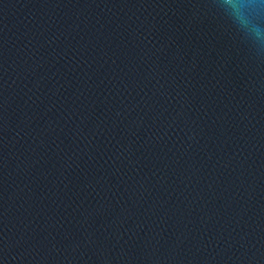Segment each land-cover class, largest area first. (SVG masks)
<instances>
[{
    "label": "water",
    "instance_id": "water-1",
    "mask_svg": "<svg viewBox=\"0 0 264 264\" xmlns=\"http://www.w3.org/2000/svg\"><path fill=\"white\" fill-rule=\"evenodd\" d=\"M0 0V264H264V11Z\"/></svg>",
    "mask_w": 264,
    "mask_h": 264
},
{
    "label": "clouds",
    "instance_id": "clouds-1",
    "mask_svg": "<svg viewBox=\"0 0 264 264\" xmlns=\"http://www.w3.org/2000/svg\"><path fill=\"white\" fill-rule=\"evenodd\" d=\"M220 7L224 13L232 20L233 24L240 27L246 22L243 19V10L246 8H256L264 11V0H219ZM253 31L258 38H264V28L253 26Z\"/></svg>",
    "mask_w": 264,
    "mask_h": 264
}]
</instances>
